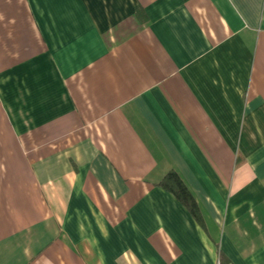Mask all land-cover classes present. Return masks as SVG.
Instances as JSON below:
<instances>
[{
	"label": "crops",
	"instance_id": "crops-1",
	"mask_svg": "<svg viewBox=\"0 0 264 264\" xmlns=\"http://www.w3.org/2000/svg\"><path fill=\"white\" fill-rule=\"evenodd\" d=\"M0 264H264V0H0Z\"/></svg>",
	"mask_w": 264,
	"mask_h": 264
},
{
	"label": "trees",
	"instance_id": "trees-1",
	"mask_svg": "<svg viewBox=\"0 0 264 264\" xmlns=\"http://www.w3.org/2000/svg\"><path fill=\"white\" fill-rule=\"evenodd\" d=\"M158 185L166 191L172 193L175 198L189 211L193 218L197 222H200V216L196 203L175 172H168Z\"/></svg>",
	"mask_w": 264,
	"mask_h": 264
}]
</instances>
